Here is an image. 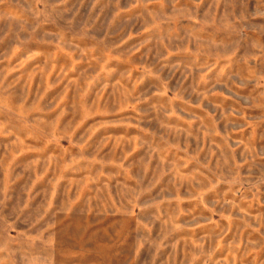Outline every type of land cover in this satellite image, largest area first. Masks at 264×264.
<instances>
[{
    "label": "rangeland",
    "instance_id": "374dc122",
    "mask_svg": "<svg viewBox=\"0 0 264 264\" xmlns=\"http://www.w3.org/2000/svg\"><path fill=\"white\" fill-rule=\"evenodd\" d=\"M0 264H264V0H0Z\"/></svg>",
    "mask_w": 264,
    "mask_h": 264
}]
</instances>
